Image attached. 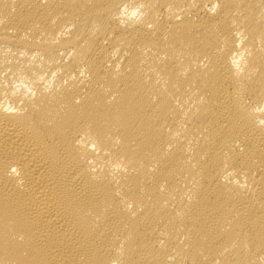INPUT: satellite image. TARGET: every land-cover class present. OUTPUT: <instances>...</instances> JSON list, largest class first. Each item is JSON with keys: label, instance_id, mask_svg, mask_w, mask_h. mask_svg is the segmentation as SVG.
I'll return each mask as SVG.
<instances>
[{"label": "bare ground", "instance_id": "6f19581e", "mask_svg": "<svg viewBox=\"0 0 264 264\" xmlns=\"http://www.w3.org/2000/svg\"><path fill=\"white\" fill-rule=\"evenodd\" d=\"M0 264H264V0H0Z\"/></svg>", "mask_w": 264, "mask_h": 264}]
</instances>
